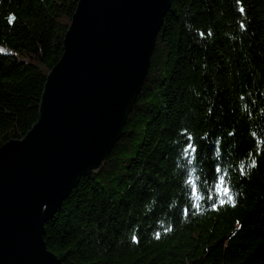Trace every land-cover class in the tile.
I'll list each match as a JSON object with an SVG mask.
<instances>
[{
	"label": "trees",
	"instance_id": "16d2710c",
	"mask_svg": "<svg viewBox=\"0 0 264 264\" xmlns=\"http://www.w3.org/2000/svg\"><path fill=\"white\" fill-rule=\"evenodd\" d=\"M77 3L0 0V146L36 122ZM44 230L61 264H264V0H172L120 139Z\"/></svg>",
	"mask_w": 264,
	"mask_h": 264
},
{
	"label": "water",
	"instance_id": "95a60500",
	"mask_svg": "<svg viewBox=\"0 0 264 264\" xmlns=\"http://www.w3.org/2000/svg\"><path fill=\"white\" fill-rule=\"evenodd\" d=\"M171 2L78 1L36 122L0 147V264H61L44 226L120 139Z\"/></svg>",
	"mask_w": 264,
	"mask_h": 264
},
{
	"label": "snow or ice",
	"instance_id": "6c2138e0",
	"mask_svg": "<svg viewBox=\"0 0 264 264\" xmlns=\"http://www.w3.org/2000/svg\"><path fill=\"white\" fill-rule=\"evenodd\" d=\"M240 11L243 13V8L240 9ZM10 21L14 19V17H10L9 18ZM241 27L243 28L244 26L241 25ZM201 37H203V33H200ZM208 35H211V33H208ZM229 135H234V133H229ZM192 138L189 137V141H191ZM198 152V149L197 147L194 146V144L192 142H188L185 146H184V149H183V156H184V159L187 163V165L189 167L193 166L194 163H195V155L196 153ZM253 167H255V162H253ZM229 167H231V165H229ZM213 183L215 185V188L219 189L218 192H216V197L219 198L221 196V194H223L224 196H227L229 201H232V207H235V201H234V198L233 196L231 195V187L229 186L228 184V181L226 180V177H229V174L227 172L224 171V168L223 166H216L213 168ZM240 174L243 175L244 174V169H243V166H241L240 168ZM187 183L191 184L192 182L191 181H187ZM192 191H196L195 188L191 189ZM205 198L208 199V200H212L213 199V196L209 195L207 192H205ZM223 203H225V201H223L221 199V202H220V206L223 205ZM212 207L214 209H218V205L217 204H213ZM188 213V210L185 209L184 210V214L187 215ZM239 223V222H237ZM157 239H159V233L157 234L156 236ZM133 240L136 241V242H139L138 239L136 237H133Z\"/></svg>",
	"mask_w": 264,
	"mask_h": 264
},
{
	"label": "bare ground",
	"instance_id": "6f19581e",
	"mask_svg": "<svg viewBox=\"0 0 264 264\" xmlns=\"http://www.w3.org/2000/svg\"><path fill=\"white\" fill-rule=\"evenodd\" d=\"M79 1V0H78ZM163 24V23H162ZM70 26V25H69ZM62 49H63V42H62ZM62 54H63V50H62ZM62 56V55H61ZM60 60V59H59ZM38 115V114H37ZM22 139V138H21ZM20 140V139H19ZM10 140H8L7 142H9ZM7 142H5V143H7ZM5 143H3L0 147H2ZM76 188V187H75ZM74 188V189H75ZM73 189V190H74ZM72 192V191H71ZM70 195V194H69ZM216 195V194H215ZM231 195L233 196V198H235L234 197V193H231ZM67 199V198H66ZM213 199H216V198H213ZM213 199L212 200H210L211 201V203H213L214 201H213ZM220 199H223V200H227L228 201V197L227 196H224L223 194H221V196H220ZM215 202H216V200H215Z\"/></svg>",
	"mask_w": 264,
	"mask_h": 264
},
{
	"label": "rangeland",
	"instance_id": "374dc122",
	"mask_svg": "<svg viewBox=\"0 0 264 264\" xmlns=\"http://www.w3.org/2000/svg\"><path fill=\"white\" fill-rule=\"evenodd\" d=\"M68 198V197H67ZM66 200V199H65ZM224 245H227V242H225V244Z\"/></svg>",
	"mask_w": 264,
	"mask_h": 264
}]
</instances>
